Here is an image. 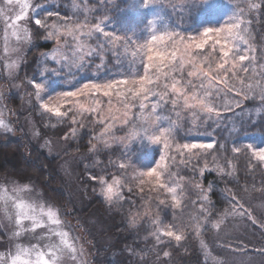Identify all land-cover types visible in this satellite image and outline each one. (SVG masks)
I'll return each instance as SVG.
<instances>
[{
    "label": "snow or ice",
    "instance_id": "1",
    "mask_svg": "<svg viewBox=\"0 0 264 264\" xmlns=\"http://www.w3.org/2000/svg\"><path fill=\"white\" fill-rule=\"evenodd\" d=\"M210 3L211 0H180L179 3H170V6L174 12L179 10L183 14L185 10ZM6 4L18 6L19 11L14 18L9 16L5 20V51H9L7 28L12 29L11 35L18 42L29 46H34V41L40 39L52 42L50 50L39 54L46 71L52 75L67 73L71 76L74 75L73 70L79 72L93 67L99 73L105 66L106 58L110 57V60L122 64L124 57L130 54L132 64H135V58L140 57L142 74L129 72L128 75L121 74L119 78L89 79L72 90L56 92L55 96L50 94L45 72H41L39 79L33 75L27 79V84L34 89L29 95L34 96L38 102L35 111L41 121L47 120L55 129L52 134L67 142L69 147L81 133L86 134L89 127L93 130L92 140L97 142L88 148L92 154L98 152L99 144L108 147L112 143H118L127 148L136 139H146L151 145H163L164 151L159 152L155 162L151 166L141 167L142 170L138 172L134 162H124L129 157L127 152H123L121 162H108L109 166L121 170L119 175H112L109 179L107 167L102 168L99 173H88V179L94 182L93 191L98 190L102 201L110 209H122L124 203L129 204L130 226H135L142 218H147L149 236L155 242L151 250L156 253L157 261L160 260L162 250L164 257L171 256L164 249L171 247L173 241L181 246V242L187 238L188 229L195 232L198 238L202 237L203 231L209 226L223 231L229 216L246 217L253 225H258L264 235V220L258 221L251 208L246 206L233 188L226 187L222 193L228 207L223 212L214 213L212 210L215 205L210 199L214 195L212 183H209L207 189L199 183L194 185L200 190V194L197 200L191 201L195 211L187 213L185 222L184 210L188 207L184 203L185 178L171 171L172 167H178V158L179 164L187 167L192 157L199 160L200 157L212 156L214 167L201 168V175L205 171L215 172L221 179L233 175L234 169L230 160L225 164L216 163V154L226 151V146L224 142L212 138L217 129L213 128L212 133H207V129L213 125L218 127L229 118V113L235 115L237 109L243 110L245 102H258V107L264 108V54L258 56L257 48L252 43L254 19L251 18L252 13H259L264 9V0H244L242 5L234 4L231 6L233 10L219 26L203 27L198 35L189 37L164 23L160 12L156 11L164 7L161 0H130L128 10L143 8L156 11L151 19L145 16L148 36L139 44L134 39L137 26L126 25L120 30H113L109 27L112 18L107 15L95 19L94 22L90 21L89 12L92 9L88 0H83L80 6L74 5L78 7L77 12L64 16L57 11L47 10L39 0L34 5L29 0H6ZM0 15L4 13L0 11ZM52 17L57 19L49 23ZM10 51L17 55V59L5 63L4 68L12 77V70L18 68L26 59V53L21 55L19 48H12ZM49 64L52 65L50 68ZM81 97L88 102H81ZM113 97L123 108L119 116L114 112ZM101 98H107V113L102 108ZM134 108H138L139 112H133ZM115 111L118 112L119 108ZM183 114L195 117L191 129L199 131L204 128L208 138L199 139L193 136L189 141L181 143L177 136ZM89 120L90 123L85 122ZM117 122L121 129H130L124 136H116ZM96 128H100L99 132H95ZM0 131L5 134L15 131L11 122L5 118L3 106H0ZM42 147H49V141L45 140ZM245 147L251 152L252 159L258 162V166L264 168V147L251 143ZM241 150L240 147H232L233 153H240ZM38 159L39 154L33 158L34 161ZM100 163L99 160L95 161V167H99ZM46 168L47 164L44 162L37 165L41 175ZM88 168L89 165L86 164L85 169ZM128 169L136 172L131 179L135 181V189L140 194L142 203L139 206L135 199L137 193L130 186L127 176ZM0 180L3 181L0 184V211L9 215V207L15 209L16 230L11 233V238H19L22 234L35 232L38 228H47L46 237L49 240L53 236L58 238V242L46 244L43 249L38 244L30 247L16 244L14 253H0V264H62L65 254L75 264H88L84 259V248L77 247L78 238L70 235L74 226H66V222L62 220V215L69 213H62L60 208L46 202H26L22 198V193L35 190L30 175L13 169L12 173L5 172L0 176ZM125 188L131 195H125ZM146 190L155 193V198L149 195L145 199L143 194ZM261 190L264 191V188ZM161 192L170 197V203L167 198H160ZM154 199L157 209L155 215L152 214ZM260 206L264 207V204ZM167 209H171L172 213L170 222H165L159 215L160 211ZM9 219L12 220L13 217L9 215ZM200 246L203 251H207L203 239H200ZM220 248L231 250L233 255L249 251L242 244H234L230 240H225ZM127 251L136 255V247H128ZM255 251L258 255H264V247ZM143 255L146 254H142V259ZM215 264H228V261L218 260Z\"/></svg>",
    "mask_w": 264,
    "mask_h": 264
},
{
    "label": "trees",
    "instance_id": "2",
    "mask_svg": "<svg viewBox=\"0 0 264 264\" xmlns=\"http://www.w3.org/2000/svg\"><path fill=\"white\" fill-rule=\"evenodd\" d=\"M61 6L67 3L68 0H60ZM164 7L161 10V15L164 21L174 28H179L182 32L183 29L189 31L193 26H196L203 21V15L206 14V10L201 7H194L191 10H185L183 14L179 10L173 11L170 3H179L180 0H162ZM228 2L231 5L243 4L244 0H215V3L225 4ZM260 2V0H256ZM89 20L94 22L97 18H103L105 15L112 18V25L121 29L123 23L128 20L127 13V0H90ZM213 8V6H212ZM205 12V13H204ZM204 13V14H202ZM251 18L254 19V39L252 43L257 48V55L264 54V9L259 13H252ZM52 42H47L43 39L34 41V46H30L26 50V59L23 60L19 72L17 74V84H21L26 88V94L32 93L33 89L27 84V79H30L35 75L39 79V54L44 51H48L51 48ZM218 55V52L216 53ZM99 62V61H97ZM116 67L113 60L110 57L105 60V66L100 73L114 72ZM91 68H87L85 73L89 74ZM23 81V83H22ZM16 84V86H17ZM5 103L9 109L15 115L13 124L15 125L16 135L5 136L0 138V176H3L5 172L12 173L13 169H19L22 172H26L33 179L35 188H37L47 199L48 203L54 207L61 209L62 213H69L68 215H62L64 220H72L74 227L80 231L83 235L85 242L90 247V253L92 255L93 264H203L205 258V252L201 249L200 239H203L208 246L209 238L212 237L213 228L210 226L203 231L202 237H197L195 232L191 229L187 230V238L181 242V246H177L176 242H172V246L164 249L171 253L170 257L163 256V250L160 252V260L157 261L156 253L152 251V245L154 240L149 236L150 226L147 218H142L137 225L130 226L128 223L129 204L124 203L122 209L112 207L111 209L104 204L100 197L98 190L93 191L94 182L88 179L89 171L99 173L102 168L107 167V177L112 175H119L120 169L111 167L108 165L110 160L116 161L118 164L121 162V153L127 152L129 159H134V163L140 164L143 157V153H139L137 156L131 154L129 151L136 153L137 148L134 147L131 150L120 146L104 147L98 146V152L96 154L89 153L88 148L91 144H96V141L92 140L93 130L89 127L85 133H81L80 137L72 143V146L64 148L58 155H49L46 149L34 142L29 133L24 129L22 125V118L24 115L20 112L22 99L17 88L13 86H6ZM34 103V102H33ZM38 107L37 104H33L28 110L36 123V129L40 135L42 141L45 140H59L57 136L52 133L55 131L47 120L41 121L39 115L35 111ZM170 108V106H169ZM135 112L138 108H134ZM170 113H165L168 115ZM228 119L224 120L217 125H213L212 128L207 129V133H212L213 128L217 129L216 134L212 137L225 143L226 151L220 152L217 155V164H225L228 160L233 165V175L231 177H225L223 179L215 172L205 171L203 175L200 173V169L204 167H214L212 161L213 157H200L197 160L196 157H192L190 164L185 167L183 164H179V158L177 159L178 167H172V172L179 173L180 176L185 178V201L188 207L184 210V221L187 222V213L194 212L195 209L191 205V201L198 199L200 190L195 188L194 185L199 183L201 187L207 189L209 183L213 185L214 195L210 197L215 208L212 210L214 213L217 211L223 212L227 207V203L222 195L226 187L233 188L237 191L238 196L245 204H248L253 199L264 198V168L258 166V162L252 159L251 152L246 149L244 139L247 135L262 133L264 134V108L258 107V102L248 101L245 102L243 110L237 109L236 114H228ZM54 122V121H53ZM90 123L89 121H85ZM195 123V117L190 114H183L180 132L177 139L183 143L189 141L193 136L205 135V129L201 128L199 131L191 129L192 124ZM58 127H63L58 125ZM191 129V131H189ZM97 128L95 129L96 132ZM77 145L79 146L77 148ZM240 147L242 150L240 153H233L232 147ZM67 153V154H66ZM39 154L38 160H33L34 157ZM187 155V154H186ZM73 156L77 161L75 166V177L73 184L77 188V194L72 193L71 182L63 174L60 168V162L66 157ZM99 160L100 166L95 167V161ZM41 162L47 164V168L43 169V175L37 170V165ZM124 162H128L125 160ZM89 165L86 170L85 165ZM136 175L132 169H128L127 176L129 178L130 186L134 188L137 195L135 197L136 204L139 206L142 201L140 200V194L138 189H135V181L131 178ZM125 195L127 193L125 188ZM145 199L149 195L155 198V193H149L147 190L143 194ZM76 197V198H75ZM160 198H167L169 203L170 197H166V194L161 192ZM152 214L157 213L155 207V199L153 200ZM135 211V209H133ZM142 211V209H141ZM159 215L165 222L172 221L171 209L166 211H160ZM231 219H238V224L242 223L245 229L250 226L251 230L244 233L243 238L245 242H248L249 251L244 254H236L244 258L251 257L256 254L255 249L264 247V235L258 225L250 224L246 217L229 216L226 224L231 223ZM90 220V221H89ZM259 220H262L259 218ZM179 223V221H176ZM234 223V222H233ZM96 232L92 233L91 230ZM101 229L103 231L101 232ZM108 239V244H101V241ZM235 242V241H232ZM208 243V244H207ZM138 246V247H137ZM209 246L212 247L210 244ZM128 247H136V255H131L128 251ZM142 254L143 255V259ZM261 256V255H260ZM257 259V258H256ZM260 261H264L258 258ZM262 264V263H259Z\"/></svg>",
    "mask_w": 264,
    "mask_h": 264
},
{
    "label": "rangeland",
    "instance_id": "3",
    "mask_svg": "<svg viewBox=\"0 0 264 264\" xmlns=\"http://www.w3.org/2000/svg\"><path fill=\"white\" fill-rule=\"evenodd\" d=\"M90 0H88L89 7L91 6L89 3ZM127 5V13L129 15L128 20L123 23V26L126 25H134L136 27V35L134 39L137 41V44L143 43L144 40L148 36V32L145 29V21L144 18L147 16L149 19L153 18L154 15H156V11L160 12L162 9H157L156 11H148L143 8L137 9V10H128L129 2ZM30 3L33 5L37 2V0H29ZM40 3L44 4L47 10L49 11H57L61 14V16L64 15H70L78 11V7H74V5L80 6L83 3V0H68L67 3H64V6H61L60 0H39ZM161 3L163 5V1L161 0ZM213 6V8H212ZM232 5L226 2L225 4H218L215 3V0H211V3L209 5H205L201 7V9L206 10V14L203 15V21L196 26H193L191 30L187 31L183 29V32L179 28H174L171 26L175 31L180 32L185 37L189 36H196L198 35L199 31H202L203 27H215L219 26L223 20L226 18L228 14L233 10L231 7ZM0 11L4 13V15H0V106H3L5 108V118L9 120L12 124V127L15 129V125L13 124L15 115L13 112L9 109V107L5 103L4 96L7 94L6 92V86L10 85L14 88H17V90L20 93V97L22 99L20 112H22L24 115V118H22V125L24 129L29 133L32 140L36 143H38L40 146L44 144V141L40 138V135H37L38 130L36 129V123L31 115H29L28 110H30L31 106L35 103L38 105V102L35 101L34 96H30L29 94H26V88L23 87L21 84H17V74L19 72V69L21 67V64L18 68L12 70V77H10L7 73V70L4 68L5 63H11L13 60L17 59V55L15 53H12L10 49L12 48H19L21 55H23L26 50L30 47L27 44H23L21 42H18L15 36H12V29L7 28V46L9 51H5V35H6V25L5 20L11 16L14 18L16 12L19 11L18 6H8L6 4V0H0ZM162 16V15H161ZM83 17L81 16V19ZM56 17H52L49 23L56 21ZM164 21V20H163ZM10 23V21H9ZM164 23L168 24L166 21ZM113 30H120L119 28H116L114 25L110 24V26ZM123 28V27H122ZM121 28V29H122ZM129 35H132V33H129ZM50 42V41H47ZM136 45H134L135 47ZM52 47V44H51ZM51 49V48H50ZM45 52V51H44ZM40 59V57H39ZM107 59V58H106ZM105 59V60H106ZM114 61V60H113ZM98 63V62H97ZM116 67L114 68V72L109 73H97L95 71V68H91L90 73H85L86 69L79 72H75L73 70L74 75H67V73L63 75H52L51 73L47 72L45 67L43 66V62L40 59L39 61V77L41 72H45V75L47 76V83L49 84L50 94L55 96L56 92L64 91V90H72L73 87L79 86V83H82L89 79H108L110 77H116L119 78L121 74L128 75L129 72H139L140 74L143 73L142 64L140 61V57L135 58V64H132V57L129 54L128 56L124 57V62L122 64H119L118 62L114 61ZM247 63V62H246ZM52 65L49 64L48 67L50 68ZM13 77H16L13 79ZM19 85V87L16 86ZM34 92V89H33ZM47 99V97H45ZM103 101L102 108L104 109L105 113H107L108 109V103L107 98H101ZM81 102L87 103L88 101L84 98H80ZM34 102V103H33ZM113 103H114V112L116 115H121L123 112L122 106H120L116 100L115 97H113ZM119 108V111L116 112L115 109ZM133 112H135L134 109H132ZM139 112V109L138 111ZM100 128H97L96 132H99ZM130 129L124 128L121 129L119 122H117L116 126V136L121 137L126 134ZM10 135H16L15 131L11 134H5L2 131H0V138H4L5 136ZM199 139H207L204 135H197L195 136ZM49 141V147H44L49 155H58L61 153V151L67 147V142L63 140H48ZM97 143V142H96ZM244 143L247 145L249 143L253 144L254 146H261L264 147V134L262 133H255L247 135L244 139ZM102 145V144H99ZM98 145V146H99ZM103 146V145H102ZM120 146L125 148L124 145L118 144V143H112L110 146ZM136 147L137 151L134 153V151H129L131 154H135L136 156L141 153H143V157L140 161V164L137 165V163H134L135 169L138 171L142 170L141 167H148L151 166L155 159L158 158L159 152L164 151L163 145H151L148 143V141L136 139L132 142H130L127 146V150H131L132 148ZM135 159V158H134ZM134 159H129L128 162L132 161L135 162ZM77 165V161L73 156L66 157L61 160L60 162V168L63 174L69 179L71 182V189L72 193L74 192L75 195L77 194V186L73 184L74 177H75V166ZM111 177H109L110 179ZM3 181L0 180V184H2ZM10 187V186H9ZM22 198L26 202H40V203H48L45 196L37 189L33 192H25L22 193ZM76 198V197H75ZM252 203L246 204L247 207H250L253 211V215L258 219L261 218L264 220V207H261L260 205L264 204V198L259 197V199H253L251 201ZM51 205V204H49ZM9 215L13 217L12 220L9 219ZM9 215H5L3 211H0V253L2 254H8V253H14L16 244H22L25 247H30L32 244H38L42 249L43 246L49 243H56L58 242L57 237H52L51 240H49L46 237L47 228H38L35 232L29 231L24 234H22L19 238H11V233L15 231V224H14V217H15V209L11 206L9 207ZM67 225H72V220H64ZM242 220V219H241ZM238 219H231V223H228L226 227H223V231L213 229L212 237L209 238V244L207 246V251L205 252V258L203 260V264H215L218 260H227L228 264H259L262 263L258 258H261L264 261V255H255L251 257H242L239 255H233L231 250H221L220 245L225 240L235 241L232 243H240L244 247L247 248L249 246L248 242H245V238H243L244 234L241 230L244 231V233H247L248 230H251L250 226H247L248 228H244V224L236 221L243 222ZM90 221V220H89ZM249 221V220H248ZM234 222V223H233ZM250 224L251 221H249ZM28 222H26L27 224ZM30 227V225H29ZM92 233L96 232L95 229L91 230ZM72 237L78 238L76 243L77 247H83L85 250V257L84 259L87 260L88 264L92 263V255L90 253V247L85 242L83 235L80 231H78L75 227L73 228V231L70 233ZM109 240L104 239L101 241V244H108ZM212 245L209 246V245ZM247 245V246H245ZM262 248V247H261ZM259 249V248H258ZM46 250V249H44ZM257 250V249H255ZM257 258V259H256ZM62 264H75V262L71 259L70 256L65 254L62 260Z\"/></svg>",
    "mask_w": 264,
    "mask_h": 264
}]
</instances>
